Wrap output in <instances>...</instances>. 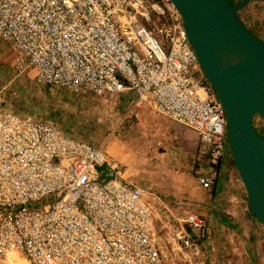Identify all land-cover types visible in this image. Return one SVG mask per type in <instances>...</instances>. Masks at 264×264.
Wrapping results in <instances>:
<instances>
[{
	"label": "built area",
	"instance_id": "1",
	"mask_svg": "<svg viewBox=\"0 0 264 264\" xmlns=\"http://www.w3.org/2000/svg\"><path fill=\"white\" fill-rule=\"evenodd\" d=\"M0 40L14 49L18 76L75 95L131 94L127 116L147 106L195 131L209 166L203 189L233 158L225 109L171 0H0ZM254 126L264 134V118ZM182 223L189 230L172 237L182 264H214L206 218ZM0 264L177 263L147 193L101 147L13 112L0 91Z\"/></svg>",
	"mask_w": 264,
	"mask_h": 264
},
{
	"label": "rangeland",
	"instance_id": "2",
	"mask_svg": "<svg viewBox=\"0 0 264 264\" xmlns=\"http://www.w3.org/2000/svg\"><path fill=\"white\" fill-rule=\"evenodd\" d=\"M230 1L235 4L234 0ZM253 10L264 19V6H255ZM247 15V12H242L245 20ZM259 29L264 37V22ZM259 29L254 28L257 32ZM14 58L12 46L0 40V91L5 105L19 115L49 120L66 134L103 146L105 151L116 149L125 126L122 122L124 109L119 100L90 94L75 95L66 90L45 87L31 76H18ZM261 135L264 137V134ZM227 180H231L230 183ZM238 181L242 179L230 161L219 181L221 187L227 185L221 197L222 205L215 208L216 215L206 217L212 231L210 260L214 264H264V226L254 216L247 218L237 212L241 206L247 207L248 198V194L244 195V203L238 199L235 190ZM214 187L210 193H213ZM144 191L148 196V191ZM231 192L236 194L237 199H231ZM179 224V220L174 218H155L162 245L169 250L175 263L182 264L181 252L172 239Z\"/></svg>",
	"mask_w": 264,
	"mask_h": 264
},
{
	"label": "water",
	"instance_id": "3",
	"mask_svg": "<svg viewBox=\"0 0 264 264\" xmlns=\"http://www.w3.org/2000/svg\"><path fill=\"white\" fill-rule=\"evenodd\" d=\"M171 1L225 109L234 165L248 194L247 209L264 226V137L254 126L256 116L264 118V40L240 16L251 0Z\"/></svg>",
	"mask_w": 264,
	"mask_h": 264
},
{
	"label": "crops",
	"instance_id": "4",
	"mask_svg": "<svg viewBox=\"0 0 264 264\" xmlns=\"http://www.w3.org/2000/svg\"><path fill=\"white\" fill-rule=\"evenodd\" d=\"M255 6H264V1L251 0L240 12V16L248 28L264 40L259 29L263 26L264 19L253 10ZM242 12H247V20L242 17ZM254 28L259 29V32ZM130 96L131 94L115 98L124 109L122 122L125 123L123 136H118L120 138L116 149L111 152L98 146L106 152L104 154L109 163L118 166L127 182L148 191L147 199L153 209L154 221L155 218H174L180 223L177 230L182 227L189 230L182 223L187 215L197 214L205 218L216 215L215 208L222 205L221 197L227 185L225 188L219 185L215 195L201 187L198 178L209 166L204 153L206 149L200 144L198 134L147 106L127 116L126 106ZM109 175L113 176L110 170ZM230 181L227 180L228 183ZM235 190L239 195L238 199L244 203L247 191L243 181L237 182ZM231 199H237L236 194ZM237 212L243 217L253 216L247 207L241 206ZM206 220L209 223L207 218Z\"/></svg>",
	"mask_w": 264,
	"mask_h": 264
},
{
	"label": "trees",
	"instance_id": "5",
	"mask_svg": "<svg viewBox=\"0 0 264 264\" xmlns=\"http://www.w3.org/2000/svg\"><path fill=\"white\" fill-rule=\"evenodd\" d=\"M235 1V4L237 3V0H234ZM231 161V163L234 165V161H233V158L227 160V161H224V162H221V165L219 166V173H220V176L221 174L224 172V169L225 167L229 164V162ZM235 166V165H234ZM219 181H220V177L219 179L217 180L216 184L214 185V195L216 194V189L218 188L219 186Z\"/></svg>",
	"mask_w": 264,
	"mask_h": 264
}]
</instances>
